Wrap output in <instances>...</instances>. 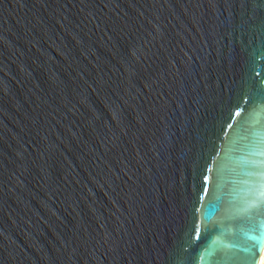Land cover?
I'll use <instances>...</instances> for the list:
<instances>
[{
    "label": "water",
    "instance_id": "1",
    "mask_svg": "<svg viewBox=\"0 0 264 264\" xmlns=\"http://www.w3.org/2000/svg\"><path fill=\"white\" fill-rule=\"evenodd\" d=\"M261 101L264 0H0V264H259Z\"/></svg>",
    "mask_w": 264,
    "mask_h": 264
},
{
    "label": "snow or ice",
    "instance_id": "2",
    "mask_svg": "<svg viewBox=\"0 0 264 264\" xmlns=\"http://www.w3.org/2000/svg\"><path fill=\"white\" fill-rule=\"evenodd\" d=\"M261 106L264 107V101H261ZM239 115V112L236 113ZM253 171L249 175L254 176L256 179L254 181V191L264 194V162L261 161H250L249 162Z\"/></svg>",
    "mask_w": 264,
    "mask_h": 264
},
{
    "label": "bare ground",
    "instance_id": "3",
    "mask_svg": "<svg viewBox=\"0 0 264 264\" xmlns=\"http://www.w3.org/2000/svg\"><path fill=\"white\" fill-rule=\"evenodd\" d=\"M264 263V251L262 253L261 259H260V263L259 264H263Z\"/></svg>",
    "mask_w": 264,
    "mask_h": 264
},
{
    "label": "rangeland",
    "instance_id": "4",
    "mask_svg": "<svg viewBox=\"0 0 264 264\" xmlns=\"http://www.w3.org/2000/svg\"><path fill=\"white\" fill-rule=\"evenodd\" d=\"M264 264V263H263Z\"/></svg>",
    "mask_w": 264,
    "mask_h": 264
}]
</instances>
